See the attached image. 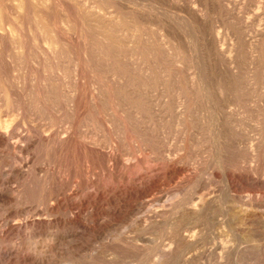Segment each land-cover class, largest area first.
<instances>
[{
  "label": "rangeland",
  "instance_id": "rangeland-1",
  "mask_svg": "<svg viewBox=\"0 0 264 264\" xmlns=\"http://www.w3.org/2000/svg\"><path fill=\"white\" fill-rule=\"evenodd\" d=\"M0 120V264H264V0H0Z\"/></svg>",
  "mask_w": 264,
  "mask_h": 264
},
{
  "label": "bare ground",
  "instance_id": "bare-ground-1",
  "mask_svg": "<svg viewBox=\"0 0 264 264\" xmlns=\"http://www.w3.org/2000/svg\"><path fill=\"white\" fill-rule=\"evenodd\" d=\"M45 3V2H44ZM130 21V20H129ZM38 22V21H37ZM44 26V25H43ZM101 28V27H100ZM112 43V42H111ZM42 102V101H41ZM162 111V110H161ZM3 115V114H2ZM20 115V114H19ZM13 116V115H12ZM11 117V116H10ZM7 119V118H6ZM11 119V118H10ZM14 120V119H13ZM12 119H11V121H13ZM16 120V119H15ZM10 121V120H9ZM18 121V120H17ZM0 122H1V120H0ZM2 122H4V123H6L5 121H2ZM7 123H8V120H7ZM11 123V122H10ZM2 125H4V127L6 126L5 124H3L2 123ZM2 125H0V127H2ZM9 126V125H8ZM7 126V127H8ZM3 127V128H4ZM14 127V126H13ZM6 128V127H5ZM69 128V127H68ZM2 130V129H1ZM5 130V129H4ZM9 130H10V128H9ZM14 130V129H13ZM3 131V130H2ZM1 132V131H0ZM4 132V131H3ZM46 133V132H45ZM10 134V133H9ZM71 135V134H70ZM11 137V136H10ZM9 137V138H10ZM36 137V136H35ZM8 138V137H7ZM12 138V137H11ZM10 138V139H11ZM7 141H8V139H6ZM14 145V144H13ZM16 146V145H15ZM18 147V146H17ZM19 148H22V147H19ZM253 153V152H252ZM236 175V174H235ZM235 175H230V177H228V178H231V179H237L238 177L237 176H235ZM237 177V178H236ZM244 177V176H243ZM239 178H241V176H239ZM235 181V180H234ZM200 189V188H199ZM205 196H206V198H205ZM204 197H201V199L199 198V200L197 201V202H194V205L193 206H191V210H192V213H193V211L194 212H201V211H203V210H207V208L209 207V205L211 204L210 203V200H211V197H208L207 198V195H205ZM210 199V200H209ZM213 202V201H212ZM191 204V203H190ZM248 205V204H247ZM211 206V205H210ZM250 206L251 207H254L255 209H256V212L253 210L252 211V213H250V214H247L246 216L247 217H244V214H245V212H244V214H243V220H244V218H246V220H248L249 221V223H252V222H256V221H261V223H262V226H264V217L261 215V214H263L262 212L260 213V211H259V208H260V203H252V204H250ZM249 206V207H250ZM237 207V206H236ZM168 208V207H167ZM247 208V207H246ZM262 208V207H261ZM171 209V208H170ZM242 210V209H241ZM243 210H247V209H245V208H243ZM242 210V211H243ZM259 211V212H258ZM240 213H242V212H240ZM239 213V214H240ZM246 213H248V212H246ZM195 214V213H194ZM236 217H239V216H236ZM239 218H242V217H239ZM238 218V219H239ZM242 220V221H243ZM258 221V222H259ZM244 222V221H243ZM242 222V223H243ZM244 224V223H243ZM253 224V223H252ZM251 224V225H252ZM250 225V226H251ZM243 230V229H242ZM245 231H246V229H245ZM8 232V231H7ZM6 234V233H5ZM241 234V233H240ZM231 245H228L227 243H225V242H223L222 241V243H221V250H220V252L218 253L219 254V256H217V257H220V260H222L223 258H225V256L229 253V252H231L232 251V248L230 247ZM233 247V246H232ZM36 259V258H35Z\"/></svg>",
  "mask_w": 264,
  "mask_h": 264
}]
</instances>
